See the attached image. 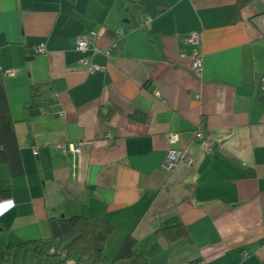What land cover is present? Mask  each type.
<instances>
[{
  "label": "crops",
  "instance_id": "crops-1",
  "mask_svg": "<svg viewBox=\"0 0 264 264\" xmlns=\"http://www.w3.org/2000/svg\"><path fill=\"white\" fill-rule=\"evenodd\" d=\"M138 1L135 13L127 0H0V70L24 168L12 177L0 163L10 192L0 196V238H46L51 218L97 215L115 226L110 259L132 236L150 264H261L264 0L234 23L237 0ZM91 32L101 37L82 53L77 41ZM40 44L46 51L28 58ZM86 55L104 68L89 71ZM34 84H47V105H32ZM172 132L194 162L169 171ZM72 142L82 153L60 148ZM177 224L191 243L154 238Z\"/></svg>",
  "mask_w": 264,
  "mask_h": 264
},
{
  "label": "trees",
  "instance_id": "trees-1",
  "mask_svg": "<svg viewBox=\"0 0 264 264\" xmlns=\"http://www.w3.org/2000/svg\"><path fill=\"white\" fill-rule=\"evenodd\" d=\"M134 6V12L141 11L138 0H127ZM251 0H237L230 22L241 17V10ZM33 57V51L28 58ZM47 84L31 85L33 106H45L48 99L42 98V90ZM54 89H62L60 81L52 82ZM264 99V92H259ZM0 163H6L12 177L24 174L23 161L19 149L11 108L4 84V72L0 70ZM8 190H0V196H8ZM51 235L35 238L13 245L0 238V264L5 261L25 264L29 253L35 254L37 264H150L146 250L137 246V240L130 236L122 244L113 259L106 252V244L115 232V226L108 220L97 216L74 215L50 219ZM2 226L0 224V233ZM155 239H163L168 244L179 241L191 243L192 238L185 224L163 227L156 231ZM261 242H264V237ZM264 264V260L261 262Z\"/></svg>",
  "mask_w": 264,
  "mask_h": 264
},
{
  "label": "built area",
  "instance_id": "built-area-1",
  "mask_svg": "<svg viewBox=\"0 0 264 264\" xmlns=\"http://www.w3.org/2000/svg\"><path fill=\"white\" fill-rule=\"evenodd\" d=\"M150 18L146 20V26H150ZM101 37V34L98 32H91L88 35L80 36L77 41V49L82 53H88L90 49V45L96 42ZM203 35L199 31L192 32L190 36V41L195 45V50L192 54V69L200 72L203 70V62L204 56L202 51L200 50V46L202 43ZM115 45L103 50L106 54H111L114 50ZM99 50V48H95ZM46 51L45 45L40 44L39 46L33 49L34 54H42ZM81 62L88 68L89 71L94 72L97 70H101L104 67L93 62L88 55L84 56L81 59ZM7 73H13L12 70H7ZM258 88L260 91L264 92V76H262L258 82ZM203 132L199 130L198 136L202 137ZM166 139L171 144V147L168 149L166 158H165V166L169 171H173L175 167L180 163L192 164L194 162L193 157L189 154L186 149H181L176 147V145L180 141V135L178 133H168L166 135ZM205 141V140H204ZM207 143V140L205 141ZM83 142L78 143H64L61 144L60 148L63 151L70 150L75 153H82L83 151ZM199 264H205V262L200 261Z\"/></svg>",
  "mask_w": 264,
  "mask_h": 264
},
{
  "label": "rangeland",
  "instance_id": "rangeland-1",
  "mask_svg": "<svg viewBox=\"0 0 264 264\" xmlns=\"http://www.w3.org/2000/svg\"><path fill=\"white\" fill-rule=\"evenodd\" d=\"M37 259L35 254H33L32 252L29 253L26 263L25 264H37ZM3 264H22V263H15L13 261H5Z\"/></svg>",
  "mask_w": 264,
  "mask_h": 264
}]
</instances>
